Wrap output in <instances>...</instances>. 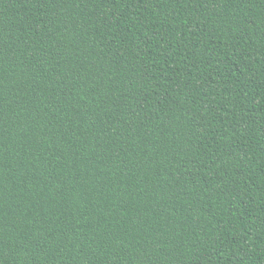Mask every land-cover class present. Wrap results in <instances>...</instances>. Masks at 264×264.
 Wrapping results in <instances>:
<instances>
[{
	"label": "trees",
	"instance_id": "1",
	"mask_svg": "<svg viewBox=\"0 0 264 264\" xmlns=\"http://www.w3.org/2000/svg\"><path fill=\"white\" fill-rule=\"evenodd\" d=\"M0 264H264V0H0Z\"/></svg>",
	"mask_w": 264,
	"mask_h": 264
}]
</instances>
